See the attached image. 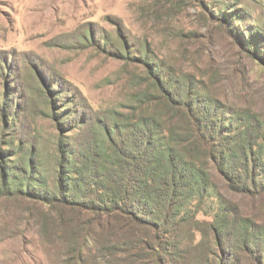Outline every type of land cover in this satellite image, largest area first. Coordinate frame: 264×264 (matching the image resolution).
Returning <instances> with one entry per match:
<instances>
[{"label":"trees","instance_id":"obj_1","mask_svg":"<svg viewBox=\"0 0 264 264\" xmlns=\"http://www.w3.org/2000/svg\"><path fill=\"white\" fill-rule=\"evenodd\" d=\"M150 71L169 116L100 121L82 140L62 133L52 171L11 132L0 196L49 207L44 232L62 241L69 264H264V215L216 194L211 169L229 192L264 205V113L226 104L202 81L183 84L158 63ZM72 103L55 112L61 129L72 115L75 127L86 124Z\"/></svg>","mask_w":264,"mask_h":264},{"label":"rangeland","instance_id":"obj_2","mask_svg":"<svg viewBox=\"0 0 264 264\" xmlns=\"http://www.w3.org/2000/svg\"><path fill=\"white\" fill-rule=\"evenodd\" d=\"M263 54L264 0H0V155L14 132L52 171L62 133L82 140L100 121L169 116L154 63L183 84L206 83L226 104L264 113ZM69 99L82 128L75 115L58 125L55 112ZM211 169L216 194L264 215L261 200L229 192ZM48 209L0 196V264H69L62 241L44 232Z\"/></svg>","mask_w":264,"mask_h":264}]
</instances>
